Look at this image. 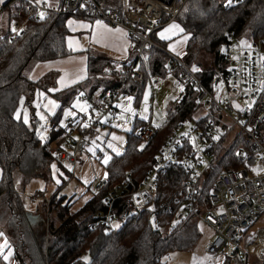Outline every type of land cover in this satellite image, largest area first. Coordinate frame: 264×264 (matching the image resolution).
Returning a JSON list of instances; mask_svg holds the SVG:
<instances>
[{
	"label": "trees",
	"instance_id": "obj_1",
	"mask_svg": "<svg viewBox=\"0 0 264 264\" xmlns=\"http://www.w3.org/2000/svg\"><path fill=\"white\" fill-rule=\"evenodd\" d=\"M50 1L59 6L63 3V0ZM95 1L104 8H118L121 2ZM4 7L10 8L9 17L13 21L20 5L11 6L10 1H6ZM69 17L50 13L39 21L31 19L20 37H10L9 33L0 37V225L13 247L16 264H168L161 260L163 255L175 250H192L201 235L193 211L180 219L176 216L187 179L179 168H170L161 175L158 193L149 199L145 209L132 212L126 207V199L119 198L114 212L120 224L113 231L106 232L101 220L93 229L89 226L97 221V213L106 210L104 199L109 189L114 190L125 181L121 191L124 192L126 181L130 189L141 182L178 121L193 115L196 105L192 96L181 105H168L167 119L147 144H141L136 137L137 129L144 123L136 117L132 130L126 133L123 152L113 154L104 165L108 186L94 191L77 210H71L69 199L64 203L63 197L54 194L49 201H44L42 210L30 215L15 188V170L20 172L23 182L33 178L49 180L54 176L55 158L46 149L40 121L34 113L36 94L37 98L41 93L51 94L59 103L56 114L47 117L59 126L52 133L55 138L65 131L59 125L62 110L80 93L91 101L89 110L92 114L105 93L117 92L127 84L124 92L132 94L138 101L147 83L137 85L127 80L134 52L125 60L116 61L93 48L87 49V77L79 83L51 92L56 71L48 72L36 81L30 79L28 72L34 63L72 53L66 47ZM176 21L187 35L183 62L189 67L197 65L198 76L206 80L204 70L221 66V49L229 32L240 39L264 41V0H243L236 5H227L223 0H187ZM159 44L163 48L162 43ZM147 55L151 75L167 74L170 58L165 51L149 48ZM204 56L211 59L208 66L202 65ZM22 106L30 109V125L18 116ZM236 145L234 142L226 156L207 172L196 209L205 205L219 173L230 165L239 166L232 156ZM56 169L61 186L71 171L61 162L56 164ZM38 195L42 196V193L38 192ZM52 212L54 220L51 219ZM84 255L89 256L87 261L83 259Z\"/></svg>",
	"mask_w": 264,
	"mask_h": 264
},
{
	"label": "built area",
	"instance_id": "obj_2",
	"mask_svg": "<svg viewBox=\"0 0 264 264\" xmlns=\"http://www.w3.org/2000/svg\"><path fill=\"white\" fill-rule=\"evenodd\" d=\"M11 6L20 5L12 21L10 37H20L31 19L39 21L53 13L75 17L81 13L86 18L102 21L126 30L134 52L128 81L137 85L149 82L152 88L150 114L137 129L136 137L141 144L149 143L157 128L168 117V105H181L191 96L196 109L204 112L200 117L178 121L172 132L163 141L159 152L141 182L128 188L126 181L109 189L104 201L106 210L97 213L106 232L120 224L114 210L119 198L126 199V207L132 212L146 208L149 199L158 193L161 175L170 168H179L187 179L183 186V200L176 216L180 219L193 211L198 221L212 229V236L205 245L208 255H217L227 242L234 245L229 255H224L220 264H247L244 249L240 246V235L248 232L253 223L264 214V41L248 39L247 45L231 31L221 49V66L204 70L206 80L196 70L186 65L182 58L165 51L153 39L154 33L174 20L187 0H121L118 8H104L95 0H63L57 5L50 0H7ZM227 5L240 4L243 0H223ZM0 4V10H4ZM156 48L170 58L167 74L151 75L147 65V50ZM177 70V71H176ZM127 84L117 92L105 93L97 101L91 117L72 118L66 121L61 136L52 138L59 127L51 119H45L40 132L46 149L55 162L73 169L78 162V153L92 146L101 126L125 122L117 119L116 102ZM166 90L160 112L156 109L157 92ZM79 100H87L80 95ZM248 101L247 104L245 102ZM106 117L105 123L101 122ZM233 158L239 166L224 168L213 181L205 205L195 208L199 202L200 189L207 172L225 157L233 143ZM108 186L106 176L99 177L94 187L99 191ZM34 195L32 198H35ZM247 250L254 255L264 256V227L254 232Z\"/></svg>",
	"mask_w": 264,
	"mask_h": 264
},
{
	"label": "rangeland",
	"instance_id": "obj_3",
	"mask_svg": "<svg viewBox=\"0 0 264 264\" xmlns=\"http://www.w3.org/2000/svg\"><path fill=\"white\" fill-rule=\"evenodd\" d=\"M7 0H3L5 3ZM2 4V3H0ZM10 8L6 7L4 10H0V37H3L12 28V20L9 17ZM175 25L176 27H172ZM153 39L158 43H162L163 49L168 51L178 58H182L185 53V43L187 35L183 33L181 25L176 21H172L165 24L163 27L159 28L153 35ZM249 40L241 39L242 45H247ZM134 56V53H133ZM202 65L208 66L211 63L209 56H204ZM37 63V62H36ZM34 63L29 70L28 74L32 70ZM192 69L199 70L197 65L191 67ZM128 80V78H127ZM141 98L136 101L134 96L130 93L122 92L116 102L117 107V119H122L125 125L119 126L118 123H113L111 126L100 124L95 125V129L98 131L99 135L97 139L93 140V144L88 149H83L78 153L77 164H84L87 169V175H95L92 182L95 184L96 180L102 173L105 163L113 154H120L123 152L126 144V133L132 130L135 118L141 120H147L150 114V101L152 97V88L149 82H147L142 89ZM168 95V91L162 90L157 92L155 95V100L158 102L156 109L158 112L162 109V104L164 97ZM96 98V95L95 97ZM248 101L245 102L247 104ZM35 106L34 113L38 117L40 124L44 122L46 117H52L56 114L59 108L58 101L51 95L46 94L41 96V101L36 98L33 102ZM90 100H79L76 97L72 103L65 107L59 118V125L65 127L66 121L72 118L83 119L84 117H91V112L89 110ZM204 112L202 108L197 109L193 113V118L200 117ZM96 112L93 110V115L96 118ZM18 116L30 125V109L28 106H22L18 112ZM106 117L102 119L101 122L105 123ZM41 127V126H40ZM42 134V133H41ZM60 164V162H58ZM77 174V173H76ZM86 175V176H87ZM1 176V170H0ZM14 185L15 188L21 194L25 210L30 214H36L40 209L42 210L44 201H49L50 198L56 194L58 198L63 197V202L65 203L69 199V204L71 205L74 201L73 195L77 187L80 184H90L88 181L82 182L80 175H72L64 182L63 185H59V181L55 176L52 179L45 180L43 178H33L27 182H23L22 176L18 170L14 171ZM78 189V188H77ZM38 192L42 193V196L38 195ZM43 215V214H42ZM45 217L47 214L44 211ZM51 219H55L54 212L51 213ZM264 227V214L256 220L249 231L246 234L240 235V246L243 247L247 241H252L254 237V232L258 229ZM209 232L203 228L201 230L200 239L192 250H175L170 251L161 257V260L168 264H196L201 262H206V260L213 258L215 255H208L205 252L204 242L209 240ZM234 249V245L231 242H227L223 249L220 251L221 257L224 255H229ZM83 259L87 261L89 259L88 255H84ZM253 259L250 254L247 256V263L252 264ZM215 262V261H213Z\"/></svg>",
	"mask_w": 264,
	"mask_h": 264
},
{
	"label": "crops",
	"instance_id": "obj_4",
	"mask_svg": "<svg viewBox=\"0 0 264 264\" xmlns=\"http://www.w3.org/2000/svg\"><path fill=\"white\" fill-rule=\"evenodd\" d=\"M66 26L69 30V34L66 36V47L72 53L63 57L37 62L29 73L30 79L36 81L41 78L44 74L56 71L57 76L55 79V84L53 85V87L50 88L51 92L59 91L66 87L72 86L76 83L83 81L87 77L88 48H93L98 51H101L116 61L125 60L128 56L133 53L128 34L126 30L122 27L112 26L108 23L82 16L69 17L66 21ZM80 95L83 94L80 93L77 97L79 98ZM41 96L43 97L45 96V94L41 93L38 95L39 103L41 101ZM57 163L58 162L54 161L52 166L54 172L53 175L56 178L59 174L56 169ZM64 166L71 171V175L69 177L78 174L81 176L82 182L88 181L90 183L80 184L79 187H77L78 189L76 188L75 193L71 195L73 197L72 201L75 200L71 204V210H77L92 196L93 192L95 191L94 187L96 183L94 184L92 182V179L95 178V175H87V169L84 164H77L73 169H70L65 164ZM61 173L62 172L60 171V174ZM102 176H106L105 167H103L102 173L99 177ZM198 227L200 232L203 228H205L209 232L210 240L213 234L212 229L201 221H198ZM209 240L205 241L204 245H206ZM250 242L247 241L245 245L241 247L244 249L246 263L247 256L248 254H250L251 258L253 259L252 264H264V256L251 254L247 250V247ZM221 260L222 257L219 253L213 256V258L206 260V262L196 264H220ZM2 263L16 264V260L14 258V250L12 245L10 244L9 238L7 237L5 231L0 225V264Z\"/></svg>",
	"mask_w": 264,
	"mask_h": 264
},
{
	"label": "snow or ice",
	"instance_id": "obj_5",
	"mask_svg": "<svg viewBox=\"0 0 264 264\" xmlns=\"http://www.w3.org/2000/svg\"><path fill=\"white\" fill-rule=\"evenodd\" d=\"M0 3H3V0H0ZM172 27H176L175 25H173ZM193 70H196V69H193ZM27 122V121H25Z\"/></svg>",
	"mask_w": 264,
	"mask_h": 264
},
{
	"label": "water",
	"instance_id": "obj_6",
	"mask_svg": "<svg viewBox=\"0 0 264 264\" xmlns=\"http://www.w3.org/2000/svg\"><path fill=\"white\" fill-rule=\"evenodd\" d=\"M89 107H91V105H89ZM95 111V110H94Z\"/></svg>",
	"mask_w": 264,
	"mask_h": 264
}]
</instances>
